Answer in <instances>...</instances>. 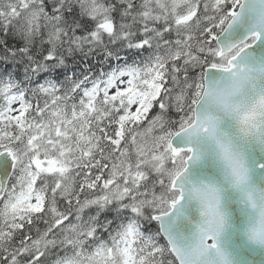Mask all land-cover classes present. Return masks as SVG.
<instances>
[{
    "label": "snow or ice",
    "instance_id": "snow-or-ice-1",
    "mask_svg": "<svg viewBox=\"0 0 264 264\" xmlns=\"http://www.w3.org/2000/svg\"><path fill=\"white\" fill-rule=\"evenodd\" d=\"M0 264H264V0H0Z\"/></svg>",
    "mask_w": 264,
    "mask_h": 264
}]
</instances>
